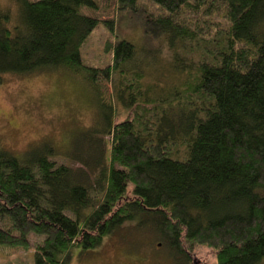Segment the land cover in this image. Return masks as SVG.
I'll return each instance as SVG.
<instances>
[{
  "label": "trees",
  "instance_id": "trees-1",
  "mask_svg": "<svg viewBox=\"0 0 264 264\" xmlns=\"http://www.w3.org/2000/svg\"><path fill=\"white\" fill-rule=\"evenodd\" d=\"M12 1L17 18L0 5V80L70 72L96 96L99 118L76 134L68 164L53 160L48 140L21 156L0 148V244L32 247L33 264H68L62 254L72 247L94 249L129 223L153 232L175 261L205 245L215 264H258L264 0H148L154 11L116 0L119 10L143 11L144 35L158 46L145 45L152 51L142 59L120 38L103 68L80 57L99 22L81 8L96 9V0ZM104 22L112 29L113 20ZM170 58L181 81L149 96L145 67ZM101 80L112 103L101 97Z\"/></svg>",
  "mask_w": 264,
  "mask_h": 264
},
{
  "label": "rangeland",
  "instance_id": "rangeland-1",
  "mask_svg": "<svg viewBox=\"0 0 264 264\" xmlns=\"http://www.w3.org/2000/svg\"><path fill=\"white\" fill-rule=\"evenodd\" d=\"M96 1V9L81 8L82 13L99 19L80 47L82 63L98 68L110 64L108 46L120 38L134 43L142 59L145 55L150 56L152 50L146 54L145 45L156 49L158 44L144 35L143 11L119 10L116 0ZM138 2L146 7L149 5L147 9H155L148 0ZM0 5L10 8L14 18L18 17V8L12 0H0ZM104 20H113L112 29ZM162 54L165 55V51ZM145 69L143 86L147 88L145 90L149 96H154L160 89V93H168L172 85L181 81L171 58L163 66L148 63ZM99 84L102 99L112 103L111 85L105 80ZM150 87L151 90L148 89ZM95 103L96 96L92 98L84 80L67 71L35 75L5 74L0 80V148L21 156L34 144L48 140L57 153L53 160L68 164L65 151L72 148L76 134L99 118ZM115 107L119 109L116 104ZM125 114L123 112L115 118L120 120ZM75 166L80 164L76 163ZM154 237L153 232L135 230L127 223L105 236L94 249L72 247L62 254V260L68 264H215L212 249L205 245H196L188 251L189 261L183 257L176 261L170 259L166 247L161 246V242ZM36 238L39 237L30 236L31 241ZM33 256L32 247L26 249L0 244V264H33ZM258 264H264V256Z\"/></svg>",
  "mask_w": 264,
  "mask_h": 264
},
{
  "label": "flooded vegetation",
  "instance_id": "flooded-vegetation-1",
  "mask_svg": "<svg viewBox=\"0 0 264 264\" xmlns=\"http://www.w3.org/2000/svg\"><path fill=\"white\" fill-rule=\"evenodd\" d=\"M193 262L195 263V260H193Z\"/></svg>",
  "mask_w": 264,
  "mask_h": 264
}]
</instances>
